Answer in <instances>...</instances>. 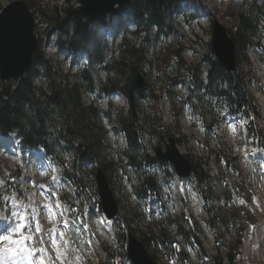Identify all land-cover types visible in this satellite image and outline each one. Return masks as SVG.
<instances>
[{
    "label": "rangeland",
    "instance_id": "rangeland-1",
    "mask_svg": "<svg viewBox=\"0 0 264 264\" xmlns=\"http://www.w3.org/2000/svg\"><path fill=\"white\" fill-rule=\"evenodd\" d=\"M12 1L19 0H0V10ZM23 1L34 13L40 25L39 33L42 38H48L46 19L54 17L55 14L61 17L68 8L76 9L79 6L76 0ZM249 1L186 0L187 15L184 16L183 12H178L173 16L175 32L173 38L166 40L161 46L158 43L152 44L145 56L148 65L140 71L147 83L145 97L139 102L141 109L138 115L145 130L168 131L167 136L180 140L176 144L177 148L188 161L199 164L202 169L209 171L211 180L208 186L212 189L214 198L212 202L209 201L203 207L204 214L199 216L198 208L201 202L193 193L187 191L181 193L177 188L173 190L172 198L163 204L159 205L158 202L157 205L152 201L137 202L132 198L133 186H137V180L140 179L139 177L130 179L129 169H126L125 173L115 170L108 177V182L119 204V216L129 219L135 215L140 220L144 218L147 210L152 212L160 207L170 208L169 213L175 215L176 218L182 216L183 212H188L196 226V238L200 242L203 240V245L208 246V253L212 243L215 246L221 244V248L219 247L221 254L231 255L230 251H232L240 264H264V152L252 144L246 120L228 118L226 114L219 113L218 119L212 125V130L207 133L206 128L211 122L208 114L202 112L192 114L190 109L182 104V101L199 95L197 89L187 90L185 85L178 84L183 80L187 83L190 80L188 78L190 74L184 70H194V68V76L197 71V81H202L204 84L205 70L198 65L202 56L215 59L211 53L213 23L218 22L226 32H231L240 9L244 7L245 2ZM259 1L264 3V0ZM185 17H192L191 20L196 24L181 25ZM121 23L118 14L107 16L102 26L93 27L96 40L105 38V36L111 38L112 35L114 38H120ZM115 26L119 27V30L116 31ZM262 30V41L259 44L262 50L255 48L257 53L250 48L246 53L247 64L239 55H235V59L236 67L246 77L249 93L258 108L264 131V65H262L264 63V22ZM50 44L48 39L40 46V51H43L42 53L51 66L59 69L61 74H72L76 70L73 61L76 57L72 55L66 57L63 54L53 55ZM118 45V40H114L107 46L113 57ZM174 59L180 61L183 66L182 69H178V72ZM70 80L72 82L73 79ZM35 84L38 85L36 82ZM121 102H116L118 110L128 114V108ZM96 108L103 111V104L97 102ZM201 114L205 118V124L200 120L199 115ZM103 129L108 146L112 150V158L115 160L116 154L122 151V137L118 133H113L108 127L103 126ZM144 136L149 139L146 134ZM156 146L159 144L154 141L152 147ZM149 152L151 154L152 150ZM64 160L71 167L72 159L67 157ZM49 161L36 158L32 152L23 155L18 149L0 148V218L6 216L9 219L2 237L8 235L19 224L20 214L15 207H22L28 211L29 230L31 231H23V233L20 231L18 236L13 234L12 239H24V237L31 236L35 242L36 237L41 236L43 243L35 245L39 252L38 256L44 257L48 264H60L53 250L56 247L51 246L47 228L56 223H62L64 220L60 214L62 210H68L73 216L79 213L82 206L81 199L77 197L75 190L65 189L66 183L61 178L62 172L65 171L63 166H59L60 164L55 161ZM83 170L84 174L88 175L85 177L88 181V188L92 190L90 193H92L94 171H91L92 168L89 166H85ZM83 200L89 205L95 204V209L99 205V200L96 201L95 198L84 197ZM53 210L54 219L50 220L48 216ZM209 212L227 220L231 229L228 236L223 237L217 225L215 227L208 225L205 213L208 215ZM97 222L99 225L102 224L99 220ZM204 223L208 226V232H204L206 230ZM37 226L40 229L39 232L36 231ZM104 227L110 229V234H108L111 238L113 236L111 223L103 226V229ZM155 227L156 224H153V228ZM112 228L117 240L115 244L120 247L122 237L118 235L121 232L114 224ZM138 229L148 232L150 226L145 227L143 223L138 226ZM72 230H75L74 226ZM170 233L173 235V230ZM238 238L242 241L241 246L237 245ZM10 247L24 248L26 246L11 242ZM102 247L108 250V245L104 242ZM177 248V252L182 251L180 245ZM117 250L120 252V249ZM216 250L217 247L214 251ZM163 251L166 252V250ZM161 253L162 249H158V254ZM14 255L19 259H26L24 252ZM7 260L8 256L4 254V264H8ZM32 262L35 263V260Z\"/></svg>",
    "mask_w": 264,
    "mask_h": 264
},
{
    "label": "trees",
    "instance_id": "trees-1",
    "mask_svg": "<svg viewBox=\"0 0 264 264\" xmlns=\"http://www.w3.org/2000/svg\"><path fill=\"white\" fill-rule=\"evenodd\" d=\"M183 2L185 0H130L127 7L117 10L118 14L129 10V16L135 24V32L131 35L135 41L139 40V46H144L142 50L136 49V45H131V41L127 42L123 35L116 52L117 59L110 58L106 45L96 40L95 32L92 31L94 23L81 17L77 8H68L61 17L55 14L46 19L48 33L55 36L56 50L67 54L85 53L89 67L77 74H61L59 69L53 68L44 55L37 51L33 56L31 69L16 86L11 82L0 83V137L14 134L23 151L42 148L52 161L65 168L66 179L81 192L82 197L91 199L95 198V194L90 193L92 190L88 188L85 177L88 175L83 170L85 166H89L94 172L98 167L106 176H110L116 168L124 169L108 158L111 149L102 124L107 123L112 131H120L124 135L126 150L123 155L126 164L133 169L129 178L141 179L144 174L142 164L156 161L148 154L150 140L133 122L130 112L123 114L110 103L106 112H99L95 104L100 94L119 91L127 97V63L134 62L140 69L146 66L147 49L152 44L166 41L165 38L173 31L174 10L180 9ZM263 21L264 3L250 0L244 3L233 30L228 33L236 55L243 57L246 64L247 51L256 48L262 41ZM174 63L177 72L182 69L180 61L174 59ZM198 66L206 71L204 84L197 81V71L194 76L195 68L185 69L192 76L188 75L190 80L187 83L182 81L187 90L196 88L199 94L193 97L194 101L189 98L184 102L189 105L191 113H207L211 123L215 122L219 113L244 116L252 124L251 138L264 150L260 116L255 110L245 75L237 67L232 72H227L209 56H202ZM99 71L107 74L106 84L99 79ZM36 79H39L38 85L35 84ZM163 131L162 133H166ZM67 157L72 159L71 167L64 160ZM191 163L193 177L199 185H203L199 191L201 196L205 201L213 200L214 194L208 186L211 180L208 170ZM133 189L136 196L147 195L142 186ZM136 219V216L126 219L127 225H137ZM209 222L220 226L224 234L227 232L229 224L225 218L210 213ZM176 228L173 240L166 232L162 233L159 241L153 236L146 237L145 242L142 241L145 248L158 244L160 248L169 249L173 244L188 243L195 234V225L189 218L178 220ZM241 244L238 239L237 245Z\"/></svg>",
    "mask_w": 264,
    "mask_h": 264
},
{
    "label": "water",
    "instance_id": "water-1",
    "mask_svg": "<svg viewBox=\"0 0 264 264\" xmlns=\"http://www.w3.org/2000/svg\"><path fill=\"white\" fill-rule=\"evenodd\" d=\"M79 4L77 12L83 18L90 21L98 20L108 14H112L118 7H125L130 0H76ZM35 21L28 4L23 1H13L4 5L0 11V82H12L16 86L19 80L25 77L33 64V56L39 49V43L34 36ZM211 50L219 65L227 72L235 69V47L228 37L225 29L214 23L213 40ZM128 87V102L131 108V116L136 122V97H142L146 92V82L137 66L128 68L126 76ZM164 145V153L161 147L156 149V159L161 163H169L175 173L181 177L191 174L192 166L176 149L175 141L160 138ZM97 193L101 201V209L108 220L117 214V205L104 172L97 169L95 175ZM149 192H154V181L146 180ZM127 257L131 264H156L145 250L143 244L128 235ZM229 264L233 263L228 257ZM215 264H223L222 258L217 256Z\"/></svg>",
    "mask_w": 264,
    "mask_h": 264
},
{
    "label": "snow or ice",
    "instance_id": "snow-or-ice-1",
    "mask_svg": "<svg viewBox=\"0 0 264 264\" xmlns=\"http://www.w3.org/2000/svg\"><path fill=\"white\" fill-rule=\"evenodd\" d=\"M64 226L65 227H70L71 226L70 222L69 221H65L64 222ZM22 230H23V228L21 227V225L17 224L16 228H13L9 232L8 235L3 237V239L4 240H11L13 244H20V245H23L25 240H32L31 236L24 237V239H14V240L12 239L13 234H16L18 236L19 232L22 231ZM36 231L39 232L40 229L37 228ZM48 235H49V239L53 243H55V238H54L53 234L49 233ZM59 235L63 236L64 234H63V232H60ZM41 243H43V238L41 236H37L35 244L39 245ZM69 243H71V241H69ZM5 252H9V253H13V254H19L20 252H24V253H26L25 258L29 260V264H31V258L34 255V253L29 252L26 247H24V248L9 247L7 249L0 248V264H4V254H5ZM40 264H46V261L44 259H41L40 260Z\"/></svg>",
    "mask_w": 264,
    "mask_h": 264
},
{
    "label": "bare ground",
    "instance_id": "bare-ground-1",
    "mask_svg": "<svg viewBox=\"0 0 264 264\" xmlns=\"http://www.w3.org/2000/svg\"><path fill=\"white\" fill-rule=\"evenodd\" d=\"M18 209L20 210V212H21V220H20V222H21V227L23 228V229H25L26 228V226L28 225V221H27V213H26V211L22 208V207H18ZM106 222V221H105ZM106 224H109V222L107 223L106 222ZM29 229V228H28ZM104 230H106V231H108V233L110 234V229L108 228V227H104ZM148 237V236H147ZM8 244H7V241H5V245L3 246L5 249H6V246H7ZM217 251H219V253H220V249H219V247H217V250H216V252ZM230 257H232L231 255H229Z\"/></svg>",
    "mask_w": 264,
    "mask_h": 264
}]
</instances>
